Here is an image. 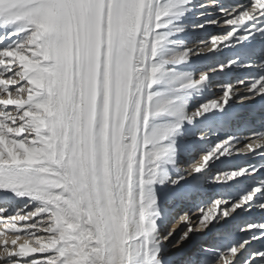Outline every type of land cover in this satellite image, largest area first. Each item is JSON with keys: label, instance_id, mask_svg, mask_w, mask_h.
<instances>
[{"label": "snow or ice", "instance_id": "1", "mask_svg": "<svg viewBox=\"0 0 264 264\" xmlns=\"http://www.w3.org/2000/svg\"><path fill=\"white\" fill-rule=\"evenodd\" d=\"M234 99L264 113V0H0V264H264V115Z\"/></svg>", "mask_w": 264, "mask_h": 264}, {"label": "bare ground", "instance_id": "2", "mask_svg": "<svg viewBox=\"0 0 264 264\" xmlns=\"http://www.w3.org/2000/svg\"><path fill=\"white\" fill-rule=\"evenodd\" d=\"M221 2L225 6H227L229 4H235L237 2H240V0H221ZM209 11L218 14L216 9H209ZM207 18H214V17H207ZM227 31H228L227 25H221V26L211 25V26H206L204 29H190L189 30V36L192 39V43L189 46L192 48L198 49L202 53L209 54L210 48H211V44H210L211 36L216 35L219 37V36L226 34ZM202 40L208 41L209 46L204 47L200 43V41H202ZM227 55H228V53L223 54V55L218 54L216 57H211L209 54V56L201 57V59L198 61V63L201 66H206L207 64L212 63L215 59H223ZM246 70L247 69H244V68H236L232 72L220 73L218 71L215 74H212V84H211V89H210V93H209L210 96H213L215 98H219V96L222 94L221 88L219 87V85H221L222 83H224L230 79L234 80L237 76H245L247 74ZM241 91H244V89H241ZM231 103H232L233 109L236 106H242V108L240 110H237V112H240L245 120L254 119L253 117H251L248 114V109H252L253 107H256L257 108L256 110L259 111V105L253 104L251 101H241L240 99H234L231 101ZM217 139H218V137L216 135H213L211 137V140L209 141V143L214 142ZM243 151L247 152V149H244ZM232 162L238 163V164H251V163H256L257 158L254 156V154L248 153L247 155L234 156L232 158ZM182 167H184V165H182ZM215 167H223V165L217 164ZM187 170L191 171L190 165L187 166ZM206 191L209 194H211L213 189L208 188V189H206ZM253 215L258 217L261 215V213L259 211H257V212H254ZM191 243L196 244V245L210 244V243H212V234L203 235V236L198 235L197 237L194 238V240ZM255 246L261 247V245L259 243H255Z\"/></svg>", "mask_w": 264, "mask_h": 264}]
</instances>
